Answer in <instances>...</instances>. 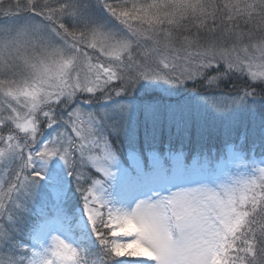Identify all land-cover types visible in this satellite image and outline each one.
<instances>
[{"label": "snow or ice", "instance_id": "snow-or-ice-1", "mask_svg": "<svg viewBox=\"0 0 264 264\" xmlns=\"http://www.w3.org/2000/svg\"><path fill=\"white\" fill-rule=\"evenodd\" d=\"M0 264H264V0H0Z\"/></svg>", "mask_w": 264, "mask_h": 264}]
</instances>
